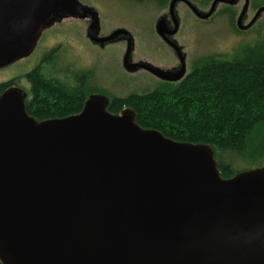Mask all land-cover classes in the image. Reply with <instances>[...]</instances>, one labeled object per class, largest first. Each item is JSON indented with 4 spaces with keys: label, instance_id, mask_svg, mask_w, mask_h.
<instances>
[{
    "label": "water",
    "instance_id": "1",
    "mask_svg": "<svg viewBox=\"0 0 264 264\" xmlns=\"http://www.w3.org/2000/svg\"><path fill=\"white\" fill-rule=\"evenodd\" d=\"M190 0H170L156 34L180 58L176 78L132 61L125 28L100 35L97 10L79 0H0V69L27 58L41 34L66 18L87 20L85 35L100 47L124 40L122 65L164 80L185 73L176 34V5L200 19ZM252 26L264 5L243 24ZM166 16L172 25L167 26ZM26 92H0V264H264V166L222 177L208 143L176 141L143 128L126 107L108 111L109 98L91 93L81 110L37 120Z\"/></svg>",
    "mask_w": 264,
    "mask_h": 264
},
{
    "label": "rangeland",
    "instance_id": "2",
    "mask_svg": "<svg viewBox=\"0 0 264 264\" xmlns=\"http://www.w3.org/2000/svg\"><path fill=\"white\" fill-rule=\"evenodd\" d=\"M79 1L97 10L100 34L107 35L119 27L132 34L134 61L147 60L162 67L176 63L172 51L162 42L154 27L156 19L167 14L170 0ZM190 1L203 11L212 2ZM242 3L243 0L234 5L220 3L207 19L197 18L184 3L176 5L179 27L175 39L186 54L187 74L206 62L229 60L240 45L264 41L262 15L245 30L237 27L236 18ZM262 5L250 0L243 24L248 23ZM87 23L85 19L68 18L46 30L29 57L0 69V85L10 83L22 88L26 92V106L33 104L35 99L33 85L26 77L33 70H37L41 78L73 100L100 93L106 95L110 102L112 99H127L176 85L160 83L139 69L137 72L126 71L122 66L124 40L98 47L85 35ZM214 149L217 162L227 164V170L232 175L264 166V120L246 134L239 147Z\"/></svg>",
    "mask_w": 264,
    "mask_h": 264
},
{
    "label": "trees",
    "instance_id": "3",
    "mask_svg": "<svg viewBox=\"0 0 264 264\" xmlns=\"http://www.w3.org/2000/svg\"><path fill=\"white\" fill-rule=\"evenodd\" d=\"M264 4V0H254ZM35 91L25 105L38 120L64 117L81 110L84 98L73 100L39 76L27 74ZM10 85H0V91ZM131 107L143 128L157 129L168 138L208 143L214 148H237L246 134L264 120V41L238 46L227 61H209L193 68L178 84L127 99H112L107 107L119 113ZM228 165L218 162L222 177Z\"/></svg>",
    "mask_w": 264,
    "mask_h": 264
},
{
    "label": "flooded vegetation",
    "instance_id": "4",
    "mask_svg": "<svg viewBox=\"0 0 264 264\" xmlns=\"http://www.w3.org/2000/svg\"><path fill=\"white\" fill-rule=\"evenodd\" d=\"M66 19H68V18H66ZM64 20V19H63ZM62 20V21H63ZM61 21V22H62ZM166 22H167V26L168 27H170L171 25H172V22L170 21V18H168L167 16H166ZM60 23V22H59ZM58 23V24H59ZM57 24V23H56ZM56 24H54V25H56ZM53 25V26H54ZM53 26H51V27H53ZM50 27V28H51ZM50 28H48V29H50ZM48 29H46V30H48ZM45 30V31H46ZM44 31V32H45ZM43 32V33H44ZM43 33L41 34V36H40V38H42V35H43ZM100 35H102V34H100ZM40 38H39V40L37 41V44H38V42L40 41ZM170 38H173L176 42H177V40L175 39V34L174 35H171L170 36ZM122 41V40H121ZM125 42V41H124ZM166 46H168L164 41H162ZM178 43V42H177ZM37 44H36V46H37ZM106 45H108V44H105L104 46H106ZM179 45V44H178ZM35 46V47H36ZM125 46H126V42H125ZM181 46V45H180ZM98 47H100V46H98ZM169 47V46H168ZM101 48H103V47H101ZM35 49V48H34ZM169 49L172 51V53H173V55H174V57H175V64L174 65H171V66H169V67H162V66H159V65H154L152 62H148L147 60H138V61H144V62H148V63H150V64H152V65H154V66H156V67H159V68H161L162 70H165V71H168V75L170 76V78L171 79H173V78H176L177 76H178V74H179V70H180V67L182 66L181 65V62H180V58L173 52V50L169 47ZM34 51V50H33ZM181 51H182V53H183V59H184V66H185V73H184V75L179 79V80H164V79H161V78H158V77H156L155 75H153L152 73H150V72H148L147 70H144V69H139V70H141V71H145V72H147L148 74H150V75H152L154 78H156L160 83L162 82L163 84H170V83H175V84H178L186 75H187V73H186V71H187V64H186V61H187V57H186V54H185V52L183 51V48H182V46H181ZM132 57V56H131ZM132 61L133 62H137V61H134L133 59H132ZM123 66V65H122ZM138 70V71H139ZM127 71V70H126ZM129 72V71H128ZM136 72H137V70H136ZM135 73V72H134ZM162 85V84H161ZM11 86H16V85H14V84H11V85H8V86H6V87H4L0 92H2V91H4L6 88H8V87H11ZM25 102H26V99H25ZM84 103V102H83ZM25 105H26V103H25ZM32 116V115H31ZM35 118V117H34ZM35 119H37V118H35ZM38 120V119H37ZM42 120V119H41Z\"/></svg>",
    "mask_w": 264,
    "mask_h": 264
}]
</instances>
